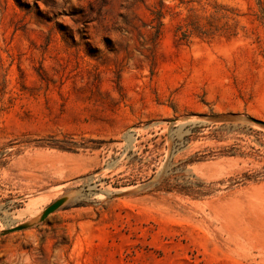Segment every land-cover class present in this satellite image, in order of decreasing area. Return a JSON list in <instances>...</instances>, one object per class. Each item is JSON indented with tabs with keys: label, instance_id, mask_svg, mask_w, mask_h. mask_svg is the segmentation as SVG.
I'll use <instances>...</instances> for the list:
<instances>
[{
	"label": "rangeland",
	"instance_id": "obj_1",
	"mask_svg": "<svg viewBox=\"0 0 264 264\" xmlns=\"http://www.w3.org/2000/svg\"><path fill=\"white\" fill-rule=\"evenodd\" d=\"M0 264H264V0H0Z\"/></svg>",
	"mask_w": 264,
	"mask_h": 264
},
{
	"label": "water",
	"instance_id": "obj_2",
	"mask_svg": "<svg viewBox=\"0 0 264 264\" xmlns=\"http://www.w3.org/2000/svg\"><path fill=\"white\" fill-rule=\"evenodd\" d=\"M67 201V198L61 199L59 201H57L56 203H54L53 205H51L41 216L40 220L44 221L49 215H51L52 213L56 212L58 209H60ZM31 226V224H25V225H21L18 226L16 228L10 229L7 232H5L4 234L7 233H11L14 231H21V230H25L28 229Z\"/></svg>",
	"mask_w": 264,
	"mask_h": 264
},
{
	"label": "trees",
	"instance_id": "obj_3",
	"mask_svg": "<svg viewBox=\"0 0 264 264\" xmlns=\"http://www.w3.org/2000/svg\"><path fill=\"white\" fill-rule=\"evenodd\" d=\"M157 16H158V19L163 18L164 13H163L161 10H159V11L157 12Z\"/></svg>",
	"mask_w": 264,
	"mask_h": 264
},
{
	"label": "bare ground",
	"instance_id": "obj_4",
	"mask_svg": "<svg viewBox=\"0 0 264 264\" xmlns=\"http://www.w3.org/2000/svg\"><path fill=\"white\" fill-rule=\"evenodd\" d=\"M37 223V222H36Z\"/></svg>",
	"mask_w": 264,
	"mask_h": 264
}]
</instances>
